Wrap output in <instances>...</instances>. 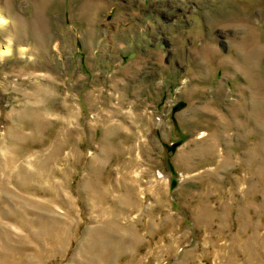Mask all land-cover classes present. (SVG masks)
<instances>
[{"label": "rangeland", "instance_id": "374dc122", "mask_svg": "<svg viewBox=\"0 0 264 264\" xmlns=\"http://www.w3.org/2000/svg\"><path fill=\"white\" fill-rule=\"evenodd\" d=\"M0 264H264V0H0Z\"/></svg>", "mask_w": 264, "mask_h": 264}]
</instances>
